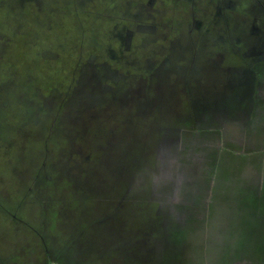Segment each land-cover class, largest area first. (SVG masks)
Instances as JSON below:
<instances>
[{
    "label": "rangeland",
    "instance_id": "obj_1",
    "mask_svg": "<svg viewBox=\"0 0 264 264\" xmlns=\"http://www.w3.org/2000/svg\"><path fill=\"white\" fill-rule=\"evenodd\" d=\"M252 41L264 0H0V264L240 255L264 212Z\"/></svg>",
    "mask_w": 264,
    "mask_h": 264
},
{
    "label": "crops",
    "instance_id": "obj_2",
    "mask_svg": "<svg viewBox=\"0 0 264 264\" xmlns=\"http://www.w3.org/2000/svg\"><path fill=\"white\" fill-rule=\"evenodd\" d=\"M252 43L254 47V42L252 41ZM256 47H254L256 51V56L254 57V54H251V59L252 61H254L255 58V60L259 64L258 58L260 57V59H262L264 57L263 42L259 43L258 47L257 48ZM256 73L257 74L264 73L263 60L261 61L260 66L258 67ZM39 243L40 242H38V245ZM58 251H60L61 255L60 253H58ZM65 251L66 250L62 247L57 248L53 245L52 246L50 245L47 247V250L42 249L41 254L33 255L34 251L33 250L29 251L27 248H25L24 250L11 251V254H13L14 259L23 258V261L19 262V264H71L70 256L68 252ZM236 253H238L237 249H236ZM239 254L240 255H236L235 258L232 259L228 258L226 264H264V212L258 211L257 213L255 232H252L251 229L249 236L247 238L245 234L242 235L240 241Z\"/></svg>",
    "mask_w": 264,
    "mask_h": 264
}]
</instances>
